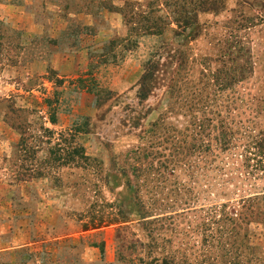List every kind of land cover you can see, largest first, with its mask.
I'll return each mask as SVG.
<instances>
[{"label": "rangeland", "instance_id": "374dc122", "mask_svg": "<svg viewBox=\"0 0 264 264\" xmlns=\"http://www.w3.org/2000/svg\"><path fill=\"white\" fill-rule=\"evenodd\" d=\"M0 264H264V0H0Z\"/></svg>", "mask_w": 264, "mask_h": 264}]
</instances>
